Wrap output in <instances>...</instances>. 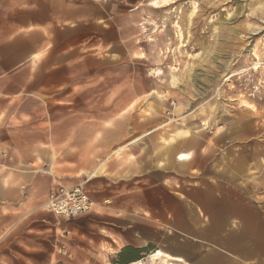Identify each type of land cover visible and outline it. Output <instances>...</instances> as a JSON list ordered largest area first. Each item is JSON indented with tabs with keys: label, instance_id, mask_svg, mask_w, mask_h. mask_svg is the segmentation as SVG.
<instances>
[{
	"label": "crops",
	"instance_id": "0c3cea01",
	"mask_svg": "<svg viewBox=\"0 0 264 264\" xmlns=\"http://www.w3.org/2000/svg\"><path fill=\"white\" fill-rule=\"evenodd\" d=\"M131 17L119 0H0V264H252L253 254L264 264L262 153L220 146L190 157L179 142L170 160H189L200 179L187 198L156 195L152 221L146 141H124L125 128L70 101L72 66L118 56ZM77 185L96 202L91 212L64 219L47 208L59 187ZM232 219L247 233L221 232ZM152 224L165 228L154 236ZM241 235L245 249L231 241Z\"/></svg>",
	"mask_w": 264,
	"mask_h": 264
},
{
	"label": "rangeland",
	"instance_id": "374dc122",
	"mask_svg": "<svg viewBox=\"0 0 264 264\" xmlns=\"http://www.w3.org/2000/svg\"><path fill=\"white\" fill-rule=\"evenodd\" d=\"M119 1L133 14L128 42L120 39L118 56L74 64L69 99L87 105L88 118L125 128L124 141H146V216L153 221L156 195L169 194L167 203L187 198L200 179L189 160H170L179 142L190 157L220 146L264 157V0ZM78 87L86 90L73 93ZM230 132L235 141L216 140ZM159 227L150 225V233L157 236ZM220 228L246 232L240 220ZM242 235L231 241L245 249ZM254 257L248 255V262L254 264Z\"/></svg>",
	"mask_w": 264,
	"mask_h": 264
},
{
	"label": "built area",
	"instance_id": "2783aa9c",
	"mask_svg": "<svg viewBox=\"0 0 264 264\" xmlns=\"http://www.w3.org/2000/svg\"><path fill=\"white\" fill-rule=\"evenodd\" d=\"M95 3L107 4L117 0H92ZM96 202L83 189L82 185L71 188L59 187L51 194L47 201V208L57 216L64 219H72L89 213L95 207ZM66 250V247L63 246Z\"/></svg>",
	"mask_w": 264,
	"mask_h": 264
}]
</instances>
